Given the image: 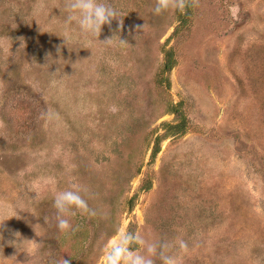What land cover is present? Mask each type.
Listing matches in <instances>:
<instances>
[{
    "label": "rangeland",
    "instance_id": "obj_1",
    "mask_svg": "<svg viewBox=\"0 0 264 264\" xmlns=\"http://www.w3.org/2000/svg\"><path fill=\"white\" fill-rule=\"evenodd\" d=\"M68 2L0 0V264H103L124 231L185 240L179 264H264V0H109L97 40L125 45ZM73 184L95 214L61 232Z\"/></svg>",
    "mask_w": 264,
    "mask_h": 264
},
{
    "label": "clouds",
    "instance_id": "obj_2",
    "mask_svg": "<svg viewBox=\"0 0 264 264\" xmlns=\"http://www.w3.org/2000/svg\"><path fill=\"white\" fill-rule=\"evenodd\" d=\"M182 11L186 7L185 0H156L152 9L154 15H159L169 6ZM66 23L76 22L80 32L90 35L97 40L102 26L110 25L113 20L122 24V12L113 6L109 0H69L66 5ZM116 38L121 45L128 44L118 36L106 39L101 44H111ZM59 53V49L57 50ZM81 186L73 184L69 189L58 192L53 200L55 209L56 227L61 232L72 229L71 218L79 214L94 215L89 208L87 200L81 194ZM19 237L10 246L19 244ZM16 241H19L18 243ZM173 250L187 252L188 243L183 239H155L146 240L143 235L136 232H121L119 237L108 247L103 255V264H179L180 257ZM60 264H71L70 259L62 258Z\"/></svg>",
    "mask_w": 264,
    "mask_h": 264
},
{
    "label": "trees",
    "instance_id": "obj_3",
    "mask_svg": "<svg viewBox=\"0 0 264 264\" xmlns=\"http://www.w3.org/2000/svg\"><path fill=\"white\" fill-rule=\"evenodd\" d=\"M173 65H174V60L172 58V53L168 52L167 54H165V60L161 72L160 74L157 75L156 78V84L158 86L160 87L164 86L165 88L169 86L167 75L171 72ZM172 113H174L175 117H177L178 119L181 118V122L178 125H176L174 129L176 130V132H179V134L183 133L185 129V125H184V121H182V115L180 111L176 108L174 109L173 107ZM157 153H158V147H156L153 150L152 157L155 156Z\"/></svg>",
    "mask_w": 264,
    "mask_h": 264
}]
</instances>
